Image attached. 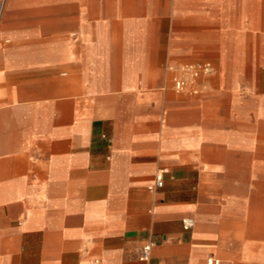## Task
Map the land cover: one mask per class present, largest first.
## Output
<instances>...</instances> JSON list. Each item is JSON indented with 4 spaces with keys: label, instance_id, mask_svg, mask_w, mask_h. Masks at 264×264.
Returning <instances> with one entry per match:
<instances>
[{
    "label": "crops",
    "instance_id": "1",
    "mask_svg": "<svg viewBox=\"0 0 264 264\" xmlns=\"http://www.w3.org/2000/svg\"><path fill=\"white\" fill-rule=\"evenodd\" d=\"M6 12L0 264H264L263 221L223 185L228 134L203 122L222 93L237 106L247 93L250 109L264 93V0H9ZM186 63L232 82L208 97L160 85ZM234 131L255 156V124Z\"/></svg>",
    "mask_w": 264,
    "mask_h": 264
},
{
    "label": "rangeland",
    "instance_id": "2",
    "mask_svg": "<svg viewBox=\"0 0 264 264\" xmlns=\"http://www.w3.org/2000/svg\"><path fill=\"white\" fill-rule=\"evenodd\" d=\"M9 0H0V44L5 46L11 31L5 22L9 20L6 7ZM171 76L161 78V86L174 90L178 95L188 97H208L209 86L214 84L227 85L232 78L224 77L220 82L213 81L210 85L212 68L209 64H183L174 67ZM214 73V71H213ZM245 83L244 80L240 82ZM207 88V89H206ZM246 103L237 106L233 103L230 94L222 93L216 99H210L209 113H206L204 126L209 130L224 129L228 136L229 149L220 159L225 162L226 173L222 177L225 190L230 195H235L246 201V209L253 210V215L264 223V93L256 94L255 109L249 108V96L245 92L240 93ZM252 122L256 128L255 156H249L243 152L244 146H239L232 139L234 130L242 128L245 131ZM241 205V204H240ZM248 212V211H247ZM247 216H250L247 213ZM229 230V227L226 228ZM261 233L264 234V231ZM231 239L232 236H230ZM264 240V235L262 237ZM233 243V240L230 241ZM236 264H249L248 260L238 259Z\"/></svg>",
    "mask_w": 264,
    "mask_h": 264
},
{
    "label": "built area",
    "instance_id": "3",
    "mask_svg": "<svg viewBox=\"0 0 264 264\" xmlns=\"http://www.w3.org/2000/svg\"><path fill=\"white\" fill-rule=\"evenodd\" d=\"M163 184H164V176H163V172H160L155 176V180L153 184H151L150 188L157 189L162 187ZM183 224L185 229H190L194 226V220L192 218H186L185 220H183ZM151 248H152V244L149 243L144 245L140 249V254H139L140 260L147 261L149 259ZM206 262L207 264H220V260L216 257H209L207 258Z\"/></svg>",
    "mask_w": 264,
    "mask_h": 264
}]
</instances>
